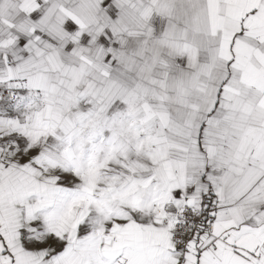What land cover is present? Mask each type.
Masks as SVG:
<instances>
[{
    "label": "snow or ice",
    "instance_id": "6c2138e0",
    "mask_svg": "<svg viewBox=\"0 0 264 264\" xmlns=\"http://www.w3.org/2000/svg\"><path fill=\"white\" fill-rule=\"evenodd\" d=\"M0 264H264V0H0Z\"/></svg>",
    "mask_w": 264,
    "mask_h": 264
}]
</instances>
